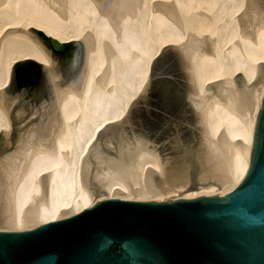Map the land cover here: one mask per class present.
Wrapping results in <instances>:
<instances>
[{
  "label": "bare ground",
  "instance_id": "1",
  "mask_svg": "<svg viewBox=\"0 0 264 264\" xmlns=\"http://www.w3.org/2000/svg\"><path fill=\"white\" fill-rule=\"evenodd\" d=\"M30 28L61 42L91 32L92 41L78 84L59 87L58 127L13 172L15 232L104 200L194 199L243 181L264 101V0H0V89L16 62L54 59ZM169 52L186 81L194 131L192 145L173 138L174 158L128 128ZM5 129L0 106V135Z\"/></svg>",
  "mask_w": 264,
  "mask_h": 264
},
{
  "label": "water",
  "instance_id": "2",
  "mask_svg": "<svg viewBox=\"0 0 264 264\" xmlns=\"http://www.w3.org/2000/svg\"><path fill=\"white\" fill-rule=\"evenodd\" d=\"M29 31L54 59L16 62L0 106V264H264V101L251 167L234 189L166 202L109 199L75 216L15 232L9 220L13 172L25 150L61 122L58 90L76 86L92 33L71 42Z\"/></svg>",
  "mask_w": 264,
  "mask_h": 264
},
{
  "label": "rangeland",
  "instance_id": "3",
  "mask_svg": "<svg viewBox=\"0 0 264 264\" xmlns=\"http://www.w3.org/2000/svg\"><path fill=\"white\" fill-rule=\"evenodd\" d=\"M150 79L147 98L139 102L128 128L154 144L162 155L174 158L177 154L173 138L180 133L186 143L192 145L194 131L188 122L191 112L186 81L172 52L161 58ZM106 137L102 136L101 141Z\"/></svg>",
  "mask_w": 264,
  "mask_h": 264
}]
</instances>
